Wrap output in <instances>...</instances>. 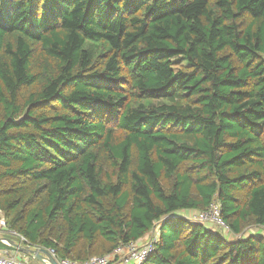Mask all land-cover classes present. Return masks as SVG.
<instances>
[{
	"label": "trees",
	"instance_id": "obj_1",
	"mask_svg": "<svg viewBox=\"0 0 264 264\" xmlns=\"http://www.w3.org/2000/svg\"><path fill=\"white\" fill-rule=\"evenodd\" d=\"M0 212L59 259L264 264V0H0Z\"/></svg>",
	"mask_w": 264,
	"mask_h": 264
},
{
	"label": "built area",
	"instance_id": "obj_2",
	"mask_svg": "<svg viewBox=\"0 0 264 264\" xmlns=\"http://www.w3.org/2000/svg\"><path fill=\"white\" fill-rule=\"evenodd\" d=\"M189 220L195 223L208 224L222 231H229V227L221 216V206L218 202H213L205 211L196 212L190 215ZM0 226L7 229L4 219H0ZM158 232V231H157ZM19 237L21 242L25 238ZM159 233L153 231L149 241L140 245L138 242H131L126 246H121L111 254L105 256H93L85 261H73L68 259H59L54 249H48L49 253L57 260L59 264H142L154 252L158 242ZM0 264H28L9 252L0 254Z\"/></svg>",
	"mask_w": 264,
	"mask_h": 264
},
{
	"label": "crops",
	"instance_id": "obj_3",
	"mask_svg": "<svg viewBox=\"0 0 264 264\" xmlns=\"http://www.w3.org/2000/svg\"><path fill=\"white\" fill-rule=\"evenodd\" d=\"M1 218H3V217H2V214L0 212V219ZM208 226L210 227V229L213 232H216V233L221 234L222 237H224L225 239H227L229 241H232V240H235V239L238 238V236L235 235V234H233L230 230L229 231H222V230H219V229H217V228H215L213 226H210V225H208ZM155 230L158 231L157 229H155ZM155 230L153 229V231H155ZM147 235L142 240L138 241V243L145 241L147 239ZM250 235H262V236H264V228H259V227H254V226L253 227H249L246 230V232L243 235H241V236L243 238H245V237H248ZM12 237H14V238H12ZM0 239H9V240H12V241H14L15 243H17L19 245L24 246L23 244H21V240L19 239V237L14 236L12 233H10L9 231H7L6 228H3L1 226H0ZM0 244H3L4 245V246H0V254L1 253L9 252L11 254L16 255L17 257H20L26 263L29 262L32 259H35L33 256H31L29 254H25V253L21 252L20 250L12 247L11 245H9V244H7L5 242H0ZM10 247L14 248L15 250H12Z\"/></svg>",
	"mask_w": 264,
	"mask_h": 264
},
{
	"label": "water",
	"instance_id": "obj_4",
	"mask_svg": "<svg viewBox=\"0 0 264 264\" xmlns=\"http://www.w3.org/2000/svg\"><path fill=\"white\" fill-rule=\"evenodd\" d=\"M0 242H5L11 245L12 247L20 250L21 252L33 256L37 261L41 262L42 264H59L57 260L46 249L36 248L33 250L30 248L24 247L22 245H19L9 239H0ZM19 259L21 258L19 257Z\"/></svg>",
	"mask_w": 264,
	"mask_h": 264
},
{
	"label": "rangeland",
	"instance_id": "obj_5",
	"mask_svg": "<svg viewBox=\"0 0 264 264\" xmlns=\"http://www.w3.org/2000/svg\"><path fill=\"white\" fill-rule=\"evenodd\" d=\"M174 65H175L176 68H181V67H184V66H185V67L188 66V64H187L185 61L180 60V59L176 60V61L174 62ZM1 214H2V213H1ZM2 217H3V218H1V219H4L3 214H2ZM154 232L157 233L156 230H155ZM152 233H153V231H152L150 234L147 235V239H146L145 241L140 242L139 244H140V245H144V244H146V243L149 241V239L151 238ZM34 249H35V248H33V250H34ZM95 253H96L95 256H98L97 254H100V255H103V256H105V255H109V253H107V254H103V251L101 252L98 248L96 249ZM110 254H111V253H110ZM28 261H29V260H28ZM27 263H28V264H42L41 262H39V261H37V260H35V259H32V260H30V261L27 262Z\"/></svg>",
	"mask_w": 264,
	"mask_h": 264
}]
</instances>
